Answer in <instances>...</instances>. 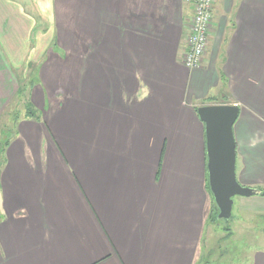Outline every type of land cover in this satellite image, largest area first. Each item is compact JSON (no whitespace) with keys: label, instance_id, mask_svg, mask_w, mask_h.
Segmentation results:
<instances>
[{"label":"crops","instance_id":"obj_1","mask_svg":"<svg viewBox=\"0 0 264 264\" xmlns=\"http://www.w3.org/2000/svg\"><path fill=\"white\" fill-rule=\"evenodd\" d=\"M193 2L0 0V117L23 88L34 112L16 110L2 153L0 264L235 262L207 242L223 219L197 108L238 106L236 180L264 189V0H216L187 69ZM234 198L240 232L264 196ZM259 251L245 264H264Z\"/></svg>","mask_w":264,"mask_h":264},{"label":"water","instance_id":"obj_2","mask_svg":"<svg viewBox=\"0 0 264 264\" xmlns=\"http://www.w3.org/2000/svg\"><path fill=\"white\" fill-rule=\"evenodd\" d=\"M239 108L236 104H210L197 108L205 126L208 183L218 209L217 219L231 217L235 196L251 197L258 189L241 186L235 176V142L233 125Z\"/></svg>","mask_w":264,"mask_h":264},{"label":"rangeland","instance_id":"obj_3","mask_svg":"<svg viewBox=\"0 0 264 264\" xmlns=\"http://www.w3.org/2000/svg\"><path fill=\"white\" fill-rule=\"evenodd\" d=\"M216 3V2H215ZM221 9V8H219ZM226 9V8H225ZM215 11V9H214ZM219 19L224 20V8L222 7L221 11L218 12ZM226 14V12H225ZM229 19V16H228ZM229 22V21H228ZM231 23V22H230ZM31 66L28 65V68H26L25 73V80L26 82L29 81V79L32 77L30 75ZM33 78V77H32ZM24 92V88L22 90V93ZM21 93V95H22ZM26 103H29L28 100L22 97V100L16 99L11 103V105L8 107V110L3 113L0 117V148L5 140V138L10 137L13 132V124H14V113L16 110L21 109L23 105ZM16 112L15 114H18ZM19 116V115H18ZM17 116V117H18ZM16 117V118H17ZM9 133V135H8ZM235 202L234 205H236L237 198H234ZM233 206L231 211V218L229 220H219L216 221L213 226H210L211 230L214 232L212 236L209 237L207 240L208 246L211 247V245L215 244V241H217L218 245L221 247H225V245L228 247V250L231 251L235 256V262L230 263V260L228 261V264H245L246 255H249L250 257L255 252H261L259 250H264V212L257 213H247V212H241L242 223L240 225L241 231L238 232L236 230V210ZM261 214V216H260ZM253 215H256L257 217L254 218ZM235 219V220H233ZM227 228L232 229L233 235L230 239H226V232ZM209 228H205L204 233L205 236H208ZM239 255H242V260L244 263H238L236 260ZM252 258V257H251Z\"/></svg>","mask_w":264,"mask_h":264},{"label":"built area","instance_id":"obj_4","mask_svg":"<svg viewBox=\"0 0 264 264\" xmlns=\"http://www.w3.org/2000/svg\"><path fill=\"white\" fill-rule=\"evenodd\" d=\"M193 1V14L187 22L188 34L181 55L182 63L187 69L200 67L206 55L216 0Z\"/></svg>","mask_w":264,"mask_h":264},{"label":"trees","instance_id":"obj_5","mask_svg":"<svg viewBox=\"0 0 264 264\" xmlns=\"http://www.w3.org/2000/svg\"><path fill=\"white\" fill-rule=\"evenodd\" d=\"M20 96H22V95L18 96L19 99H20ZM25 105H26V115L30 116V117L34 116V112H33L32 108L30 107V105H28V103H26ZM16 117H17V114L14 113V118L16 119ZM7 144H8V138H5V140L3 141L2 145H1V148H0V165L2 164V159H1L2 158V153L4 151V148L7 146ZM259 191H260L259 194L264 196V189H261ZM215 219H216L215 213L213 211L209 212V220L213 221Z\"/></svg>","mask_w":264,"mask_h":264}]
</instances>
